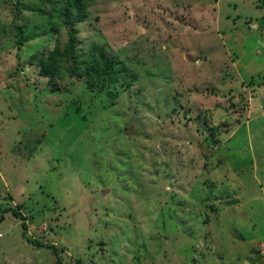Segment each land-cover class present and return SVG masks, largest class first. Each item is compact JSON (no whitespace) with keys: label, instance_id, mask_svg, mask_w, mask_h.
Returning a JSON list of instances; mask_svg holds the SVG:
<instances>
[{"label":"rangeland","instance_id":"1","mask_svg":"<svg viewBox=\"0 0 264 264\" xmlns=\"http://www.w3.org/2000/svg\"><path fill=\"white\" fill-rule=\"evenodd\" d=\"M81 2L0 0V264H262L264 0Z\"/></svg>","mask_w":264,"mask_h":264},{"label":"trees","instance_id":"2","mask_svg":"<svg viewBox=\"0 0 264 264\" xmlns=\"http://www.w3.org/2000/svg\"><path fill=\"white\" fill-rule=\"evenodd\" d=\"M46 2H49V0H45ZM71 5L72 7L75 9V11L77 12V21L82 20V8H83V4L81 2V0H71ZM65 16V18L63 19V23L65 26H67L69 28V34H70V38L68 39V44L67 47L65 48V55L67 57L68 60L73 61L74 63H76V56H75V49H76V34H77V29L74 26V20H71V18L69 17L68 13L66 12L65 14H63ZM22 29V28H20ZM21 43H23V41H20ZM100 50V54L102 56H104L105 53V49L99 47L98 48ZM56 52H54L52 58H50V60H40V67L42 68V72L45 75V77L47 78H51L54 75H56L57 73V67L56 62H55V54ZM101 56V57H102ZM103 58V57H102ZM100 60V64L94 60L91 65L89 66V71L90 74H87L88 77H92L91 75L94 73L98 75V77L102 78L103 80L108 79L112 82H114L117 78L114 79V77H124L126 76V70L122 69L121 66H119L120 64L118 63H114L113 61H109L107 59H102ZM92 73V74H91ZM4 220V215L0 214V222ZM23 228L24 230H26V226L23 224ZM40 247H43L42 244H37ZM53 252L55 253V256L57 257V264H63L62 259H61V253L64 252L63 249L56 247V246H49ZM258 255V254H257ZM259 257V255H258Z\"/></svg>","mask_w":264,"mask_h":264},{"label":"built area","instance_id":"3","mask_svg":"<svg viewBox=\"0 0 264 264\" xmlns=\"http://www.w3.org/2000/svg\"><path fill=\"white\" fill-rule=\"evenodd\" d=\"M257 252L262 264H264V243L260 244V246L257 249Z\"/></svg>","mask_w":264,"mask_h":264},{"label":"water","instance_id":"4","mask_svg":"<svg viewBox=\"0 0 264 264\" xmlns=\"http://www.w3.org/2000/svg\"><path fill=\"white\" fill-rule=\"evenodd\" d=\"M239 203V201L238 200H229V201H225V202H223V204L225 205V206H232V205H235V204H238Z\"/></svg>","mask_w":264,"mask_h":264}]
</instances>
